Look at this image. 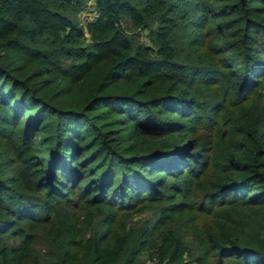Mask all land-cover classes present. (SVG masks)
Masks as SVG:
<instances>
[{"label": "trees", "instance_id": "obj_1", "mask_svg": "<svg viewBox=\"0 0 264 264\" xmlns=\"http://www.w3.org/2000/svg\"><path fill=\"white\" fill-rule=\"evenodd\" d=\"M149 262L264 264V0H0V264Z\"/></svg>", "mask_w": 264, "mask_h": 264}, {"label": "rangeland", "instance_id": "obj_2", "mask_svg": "<svg viewBox=\"0 0 264 264\" xmlns=\"http://www.w3.org/2000/svg\"><path fill=\"white\" fill-rule=\"evenodd\" d=\"M92 6H90V9H87V10H84L83 12H82V14H80V19H81V21L83 22V21H85L86 19H89V18H91L92 16H94V13L93 12H91L92 11V8H91ZM89 17V18H88ZM151 213L150 212H147V213H145L144 215H141V216H139V217H137L139 220H143L144 218H150L151 217ZM149 264H152L151 262H149Z\"/></svg>", "mask_w": 264, "mask_h": 264}]
</instances>
